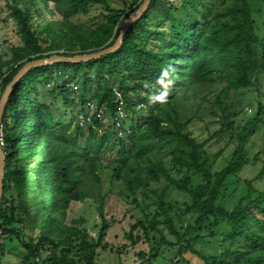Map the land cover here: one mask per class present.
<instances>
[{
  "label": "trees",
  "instance_id": "obj_1",
  "mask_svg": "<svg viewBox=\"0 0 264 264\" xmlns=\"http://www.w3.org/2000/svg\"><path fill=\"white\" fill-rule=\"evenodd\" d=\"M142 2L113 8L110 0H3L18 44L8 49V59H0V99L28 62L111 47L124 21ZM37 4L46 18L41 26L31 20L39 13ZM91 7L105 12L102 22L92 28L71 22L77 15H87ZM44 87L53 89L52 97L61 98L70 122L55 106L40 101ZM262 88L264 37L256 32L249 0H177V4L151 0L115 52L86 63L28 71L11 88L1 116L5 168L0 264L8 254L7 241L19 246L21 264H98L106 234L116 222L112 202L119 198L130 201L142 215L129 227L131 246L147 242L150 234L158 236L149 256L138 253L140 262L154 259L157 248L167 245L177 248L176 259L190 252L206 264H264V144L251 158L246 149L249 138L264 124V102L242 126L235 122L236 105L227 102L230 94L264 97ZM213 89L217 92L208 104L209 114L219 124L214 136L227 135L234 144L219 171L213 170L205 142H197L187 131L195 118L187 110L188 101L206 103L204 93ZM115 93L123 104L122 121L129 122L120 131L114 125ZM90 104L103 116L111 115L110 129L103 118L90 116ZM106 155L111 157L106 166L110 178L121 185L115 194L100 186L99 168ZM250 164L259 165V172L246 182L245 195L226 209L219 200L228 181ZM170 188L188 197L183 213L194 215L182 235L175 231L172 207L165 201ZM89 199L99 220L94 238L83 218L67 222L77 203ZM151 208L153 214L147 213ZM220 225L225 250L211 258L200 256L192 249L205 240L198 235ZM161 226L176 238L175 246L166 242ZM136 230L141 237L134 236ZM213 237L209 232L207 238Z\"/></svg>",
  "mask_w": 264,
  "mask_h": 264
},
{
  "label": "rangeland",
  "instance_id": "obj_2",
  "mask_svg": "<svg viewBox=\"0 0 264 264\" xmlns=\"http://www.w3.org/2000/svg\"><path fill=\"white\" fill-rule=\"evenodd\" d=\"M134 0H127L126 4L121 0H110V5L113 8H124V5H128L129 2ZM172 4H177V0H167ZM251 10L253 13V19L255 22V28L258 36L264 37V0H249ZM3 0H0V59L6 60L9 57L8 49L10 46L18 44L17 36L15 34V28L12 21L8 18L7 12L4 10ZM37 16L33 15L31 20L37 25L41 26L46 20L42 11V5L37 4ZM105 12L99 7H91L89 13L85 16L77 15L71 19V22L78 26H84L92 28L98 23L103 21ZM264 89V88H262ZM260 89V92L263 90ZM73 90V89H72ZM53 89L42 88V97L40 101L46 104H51L56 107L60 113L64 114L65 121L70 122L71 117L67 115L69 109L62 106V100L60 97H52ZM217 90H211L204 93L207 102H201L199 99H192L188 101L187 110L189 114L193 115L194 119L187 126V131L191 137L197 142H205V151L208 153L211 163H213V170L219 171L222 169L228 159L230 158L234 144L229 140L227 135L221 137L214 136V133L218 131L219 124L216 122V118L209 114L211 101ZM10 94V93H9ZM232 101L236 105L237 119L236 125L242 126L249 119L254 116L256 106L258 103L264 102V97L256 94L251 95L248 99H242L230 94L227 102ZM85 108V106H84ZM189 115V116H191ZM105 127L110 129V122L112 121L110 114H104L102 117ZM128 121H122V127H127ZM264 144V124L261 125L255 134L251 136L246 144L247 156L253 157ZM111 157L105 156L102 159L103 166L99 168L100 186L101 190H110L115 194L121 189L119 182H116L110 178V167H106L110 162ZM23 166L22 163L17 164L20 169ZM259 165H248L241 173L235 178H231L219 200V203L226 209H232L236 203L245 195L247 184L251 181L259 172ZM194 184L198 182V178L194 177ZM255 188H260V183H254ZM141 200V199H140ZM165 201L172 207V220L175 231L182 235L184 228L187 224H192L194 215L183 213V204L188 201V197L175 190L174 188L168 189L166 192ZM146 203H151V200H146ZM115 204L114 210L116 222L108 230L104 239L105 249L99 251L97 258L98 264H169L170 261H174L176 264H206V260L199 257L197 254L186 252L182 254L178 259L175 258L177 248H170L167 245H160L157 248V256L154 259L146 260V262H140L138 253L143 252L149 256L150 247H155V239H158L157 235L150 234L147 242L137 243L131 246L130 241L127 239V233L130 225L134 224L136 220L142 219V215L138 209H136L130 201H126L123 198H119ZM154 208H151L147 213L153 214ZM83 218L85 221V227L91 238H94L98 230L99 220L96 216V209L92 200H85L83 203H77V206L68 213L67 222L70 220H77ZM162 235L167 243L175 246L176 238L168 234L163 226L160 227ZM209 232L214 237L207 238ZM224 232V226L220 225L217 228H213L210 231L202 230L198 236L205 237L202 242H197L192 245V249L205 256V258H211L222 253L226 245L220 241L221 235ZM142 233L140 230L134 232V236H140ZM192 236V235H191ZM6 250L8 254L2 259V264H21V252L19 246L15 241H7ZM208 261V260H207Z\"/></svg>",
  "mask_w": 264,
  "mask_h": 264
},
{
  "label": "water",
  "instance_id": "obj_3",
  "mask_svg": "<svg viewBox=\"0 0 264 264\" xmlns=\"http://www.w3.org/2000/svg\"><path fill=\"white\" fill-rule=\"evenodd\" d=\"M150 1L151 0H143L139 8L124 21L123 25L121 26L118 32L117 39L111 47L103 51H100V52L87 54V55H76L73 57H63L59 55H53L47 59L35 60V61H31V62L24 64L23 67L16 74V76L13 78L12 82L8 85L3 95L1 96V99H0V127H1L2 111H3L4 105L7 103L10 90L28 71L32 69H36V68L49 67L54 64L86 63L92 60L100 59L101 57H104L107 54L115 52L116 50L119 49L121 42H122V38L125 35V33L128 31L129 27L142 16V14L146 11ZM4 168H5L4 155H3L2 150L0 149V201L2 197V183H3Z\"/></svg>",
  "mask_w": 264,
  "mask_h": 264
},
{
  "label": "built area",
  "instance_id": "obj_4",
  "mask_svg": "<svg viewBox=\"0 0 264 264\" xmlns=\"http://www.w3.org/2000/svg\"><path fill=\"white\" fill-rule=\"evenodd\" d=\"M73 89H75V87H73ZM115 98H116L115 103H117L118 120L115 121L114 125H115V128L119 130L121 127V121H122V119L125 118V116L122 112L123 104H122L120 95L118 93H115ZM87 109H88L90 116L94 115L96 119H101L103 117L102 111L95 109V107L93 105H91V104L88 105ZM80 123H84V119L81 118ZM119 135L121 136L120 133H119ZM1 147H3V141H2L1 129H0V148Z\"/></svg>",
  "mask_w": 264,
  "mask_h": 264
}]
</instances>
